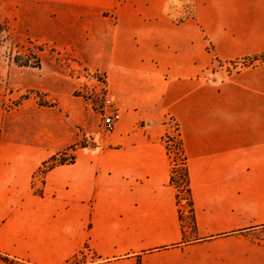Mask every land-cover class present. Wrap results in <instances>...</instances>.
Listing matches in <instances>:
<instances>
[{
  "label": "crops",
  "instance_id": "1",
  "mask_svg": "<svg viewBox=\"0 0 264 264\" xmlns=\"http://www.w3.org/2000/svg\"><path fill=\"white\" fill-rule=\"evenodd\" d=\"M28 1L39 28L104 75L121 117L97 134L57 74L37 77L56 105L0 114V254L27 264H264V245L246 233L264 225V62L207 77L215 60L264 53V0ZM168 118L194 232L170 184ZM78 126L95 145L36 180L79 141Z\"/></svg>",
  "mask_w": 264,
  "mask_h": 264
},
{
  "label": "rangeland",
  "instance_id": "2",
  "mask_svg": "<svg viewBox=\"0 0 264 264\" xmlns=\"http://www.w3.org/2000/svg\"><path fill=\"white\" fill-rule=\"evenodd\" d=\"M37 22L39 25L37 3L28 0H0V114L6 117H22L27 115L22 111L29 112L32 107L37 109V105L39 107L56 105L58 96L43 88H37V77L43 75L49 79L51 74H57L65 87L63 95L69 100L79 101L89 111L94 131L97 134H108L103 132L100 126L101 99L92 89L93 83L87 79L89 72L75 62L66 49V45H57L49 37L48 27L39 28ZM235 62H239V65H231ZM258 63L259 61H252L251 58L228 62L215 60L207 77L214 79L215 74L228 76ZM102 76L104 77L103 74ZM167 123L172 137L171 141L167 142L171 166L177 170L178 174L175 175L177 177L180 175L176 190L177 198L181 210L187 212L181 218L183 225L191 229V215L187 208L189 202L185 193L184 177L181 176L183 160L177 153L176 124L171 118H168ZM83 129V126L77 127V132L81 137L75 146L62 151L65 153L64 159L69 160V156L73 154L72 148L76 150L95 145L92 138L82 136ZM40 170L45 172L42 167ZM246 233L255 242L264 245V225L248 230Z\"/></svg>",
  "mask_w": 264,
  "mask_h": 264
},
{
  "label": "trees",
  "instance_id": "3",
  "mask_svg": "<svg viewBox=\"0 0 264 264\" xmlns=\"http://www.w3.org/2000/svg\"><path fill=\"white\" fill-rule=\"evenodd\" d=\"M251 60L264 62V53L251 57ZM176 129H177V133H176V136H177V139H176L177 153L179 154V156L182 157V160H183V166H182V170H181L183 173L181 174V176L184 177L185 193L187 195V201L189 202V206H191V195H190V189H189L188 171H187V167H186V163H185V157L183 155L182 143H181V140L179 137L177 124H176ZM164 139H165L168 154H170L169 148L167 146V142L171 141L172 137L170 135H167V136H165ZM82 147H85V146H82ZM72 150H74V148H72ZM64 154L65 153L60 152L56 155H53L47 161H45L41 167L44 168L45 171H48L57 165H61V164H65V163L68 164V163L74 162L75 156L73 154L71 156H69V160L64 159V157H65ZM176 172H177V170H174V168L171 166L170 184L172 186H174V188L177 190L178 179H180L179 178L180 175L177 177L175 174H178V173H176ZM177 195H178V193H177ZM177 200H178V198H177ZM190 215H191V221H192L191 231L194 232L195 228H196L195 221H194L191 213H190ZM0 259L3 260L4 262L8 263V264H27V263H24V262L19 261V260L10 259L9 257L2 255V254H0Z\"/></svg>",
  "mask_w": 264,
  "mask_h": 264
},
{
  "label": "built area",
  "instance_id": "4",
  "mask_svg": "<svg viewBox=\"0 0 264 264\" xmlns=\"http://www.w3.org/2000/svg\"><path fill=\"white\" fill-rule=\"evenodd\" d=\"M239 62H235L234 66L239 65ZM87 79H89L90 82H92V89L95 90V92L100 96L101 99V106L99 108L100 116H101V129L103 132L110 133L116 123L120 120V112L115 107V104L112 100V98L108 95L106 85H105V79L99 72H89L87 75ZM44 172L43 170H39V172L35 175V179H41ZM41 177V178H40Z\"/></svg>",
  "mask_w": 264,
  "mask_h": 264
}]
</instances>
